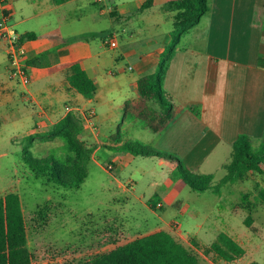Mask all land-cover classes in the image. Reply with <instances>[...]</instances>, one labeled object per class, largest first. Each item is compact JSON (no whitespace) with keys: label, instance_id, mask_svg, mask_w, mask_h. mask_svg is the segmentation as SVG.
<instances>
[{"label":"crops","instance_id":"0c3cea01","mask_svg":"<svg viewBox=\"0 0 264 264\" xmlns=\"http://www.w3.org/2000/svg\"><path fill=\"white\" fill-rule=\"evenodd\" d=\"M145 1L71 0L55 5L52 0H6L15 31L9 27L20 37H36L22 43V62L31 79L23 86L28 97L12 94L13 83L0 80V113L47 133L69 113L81 116L86 131L83 141L93 149L92 162L110 175L104 191L112 195V202L123 204L116 210L125 217L144 214L149 225L151 220L167 223L162 214L168 209L180 216L191 211L196 219L203 218L196 225L192 223L195 235L188 236L199 247L210 249L224 232L209 245L199 235L217 223L216 216L222 217L223 210L220 205L207 211L184 203L177 193L183 180L173 175L180 160L191 170L214 161L212 168L222 163L224 169L228 161H221V155L224 153L230 162L240 135L264 139V0H209V12L182 36L164 78V97L173 105L174 116L159 132L140 119L124 118L125 104L141 97L138 80L157 70L173 39L176 13L166 9L165 0L139 12ZM105 15L115 21L108 31L74 27L86 20L99 21ZM120 22L122 30L115 25ZM125 33L129 39L118 48L104 45L106 35L124 37ZM6 45L0 36L9 73ZM74 62H80L96 84L92 99H86L68 82L67 66ZM128 62L133 65L126 69ZM51 76L60 77V81H50ZM130 142L153 145L178 159L120 150ZM107 155L113 159L103 167L100 160ZM109 165L113 170H108ZM231 210L235 213L240 209ZM226 227L231 233L225 234L245 250L241 261H247L249 252L248 263L264 264L262 246L248 250L227 221ZM130 229L136 230L133 226Z\"/></svg>","mask_w":264,"mask_h":264},{"label":"rangeland","instance_id":"374dc122","mask_svg":"<svg viewBox=\"0 0 264 264\" xmlns=\"http://www.w3.org/2000/svg\"><path fill=\"white\" fill-rule=\"evenodd\" d=\"M113 20L109 15H105L99 21L86 20L81 24H75L74 27L83 31H108L112 28V22H115ZM9 25L15 31L13 20L9 22ZM115 25L118 29H123L121 22L115 23ZM113 36L121 44L126 43L124 39H129L127 33L124 37L116 34ZM3 51V47L0 46V80L13 83L12 94L18 97H28L20 80L9 78ZM131 65L133 63L128 62L125 68L127 69ZM48 79L60 81V77L57 76H51ZM31 123L33 124V122ZM30 134L35 136L32 149L35 156L40 157L51 152L60 156L65 153V144L61 140L41 143L47 135V131L39 132L34 125L19 124L7 115L0 113V197L9 193L20 195L26 219L28 246L33 254L32 264H77L80 261L90 260L97 255L110 252L137 238L165 229L192 249L199 256L202 264H229L217 257L215 253L207 251L209 248H201L190 239L188 234L195 235L192 223L196 225L203 218L196 219L191 211H187L186 216H180L174 209H168L162 214L167 223L158 222L155 224L154 220H151L150 225L144 214L132 213L125 217L122 212L117 211L116 209L119 210V206L123 204L112 202L110 200L112 195L104 191V185L107 184L110 175L98 167L99 165L95 162L91 161L89 164L88 179L79 190H58L46 185L44 181L37 180L22 162L23 147L29 143L28 135ZM251 140L255 147L254 151H259L263 138H251ZM89 144L91 145V143ZM135 150L140 156H149L144 153L153 155L155 152H160L155 150L153 145L149 147L135 146ZM223 154L221 161L229 162V158L223 157L225 156ZM167 155L175 160L178 159L172 154ZM112 159V155H107L100 160V163L104 167ZM180 161L183 169L193 177L214 175L218 182L227 175L226 170L221 167L222 163L212 168L211 165L214 161L211 162V165H204L200 170H191L182 160ZM209 172L212 174H208ZM180 177L176 170L173 178L179 179ZM122 179L127 178L122 176ZM179 182L180 187L177 193L184 203L207 211L220 205L223 210L222 217L219 214L216 216L218 217L217 223L210 226V230L206 234L199 235L204 244H212L221 232L231 233L226 227L227 221V224L234 229L235 237L238 236L245 248L248 250L252 246L264 248V204L258 198V190L264 188V174L253 173L243 182L227 184L220 189V193L217 195L210 191L196 193L183 181ZM217 182L213 183V186H216ZM131 187L132 185H128L129 189ZM244 196H246L245 200ZM231 207L234 211L235 209L240 210L234 213ZM110 209L112 210L108 211ZM249 217L253 218V226L257 228L256 233L244 224V221ZM131 226L136 230H127ZM249 256L248 252L245 257L247 261L239 260L238 263L233 262V264H250L248 263Z\"/></svg>","mask_w":264,"mask_h":264},{"label":"trees","instance_id":"16d2710c","mask_svg":"<svg viewBox=\"0 0 264 264\" xmlns=\"http://www.w3.org/2000/svg\"><path fill=\"white\" fill-rule=\"evenodd\" d=\"M61 5L71 0H52ZM157 0H146L139 12L153 8ZM166 9L176 13L172 43L163 54L157 70L142 76L138 80L140 99L127 102L124 106V118L140 119L154 132L162 131L166 121L174 116L173 105L164 97L163 82L171 60L184 34L200 23L209 12V0H165ZM36 34H27L20 38V43L33 40ZM70 86L86 99H92L97 91L96 84L82 68L80 62L67 66ZM86 135L81 116L69 113L54 125L41 143H52L61 140L65 144V153L58 156L51 152L35 156L33 144L35 136H29V143L23 147L22 162L37 180L44 181L55 189L79 190L87 181L88 166L92 161L93 149L83 141ZM138 143L130 142L120 150L138 155L135 150ZM252 140L247 135H240L233 145L230 162L224 166L227 175L216 181L213 175L193 177L183 169L179 161L178 172L183 182L196 193L207 191L219 193L220 189L230 183L247 180L253 173L264 174V139L260 150L254 151ZM163 159H173L162 152L153 155ZM213 186V183H216ZM258 198L264 204V189L258 190ZM246 196H244V200ZM244 224L254 233L257 228L253 218L249 217ZM213 252L227 263L240 260L245 250L225 233H221L211 245ZM33 254L28 246V233L22 200L18 193H9L0 197V264H32ZM76 264V263H67ZM77 264H202L199 256L175 235L167 230L137 238L125 245L118 246L110 252L97 255L90 260Z\"/></svg>","mask_w":264,"mask_h":264},{"label":"built area","instance_id":"2783aa9c","mask_svg":"<svg viewBox=\"0 0 264 264\" xmlns=\"http://www.w3.org/2000/svg\"><path fill=\"white\" fill-rule=\"evenodd\" d=\"M0 15V36L7 44V56L10 62L9 78L12 80L19 79L23 86H28L31 79L28 74L27 66L22 62L25 49L22 43H20L21 37L9 27L11 16L6 10V0H0ZM103 42L105 46L111 49H116L119 46L113 34L106 35ZM108 170H113V167L109 165Z\"/></svg>","mask_w":264,"mask_h":264}]
</instances>
